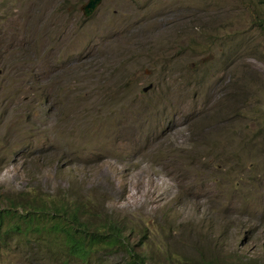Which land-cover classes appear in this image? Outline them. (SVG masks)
Masks as SVG:
<instances>
[{"label":"rangeland","instance_id":"1","mask_svg":"<svg viewBox=\"0 0 264 264\" xmlns=\"http://www.w3.org/2000/svg\"><path fill=\"white\" fill-rule=\"evenodd\" d=\"M85 2L0 0V208L126 246L0 225V264H264V0Z\"/></svg>","mask_w":264,"mask_h":264},{"label":"trees","instance_id":"2","mask_svg":"<svg viewBox=\"0 0 264 264\" xmlns=\"http://www.w3.org/2000/svg\"><path fill=\"white\" fill-rule=\"evenodd\" d=\"M83 218L82 204L77 198L60 193L45 198L34 195L24 207L21 206L20 211L10 206L0 208L1 226L16 232L29 229L35 232L45 230L54 234L59 232L62 234L60 241L71 255L86 258L97 244L109 249L116 246L125 249V240L118 227L102 223L100 229L90 230ZM127 250L134 259L131 258L125 264H144V260L132 252V249Z\"/></svg>","mask_w":264,"mask_h":264},{"label":"water","instance_id":"3","mask_svg":"<svg viewBox=\"0 0 264 264\" xmlns=\"http://www.w3.org/2000/svg\"><path fill=\"white\" fill-rule=\"evenodd\" d=\"M100 0H86L81 6L82 14L84 17L88 16L99 4Z\"/></svg>","mask_w":264,"mask_h":264}]
</instances>
